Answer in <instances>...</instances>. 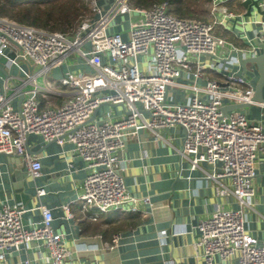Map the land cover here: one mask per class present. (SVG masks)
Listing matches in <instances>:
<instances>
[{"label": "built area", "instance_id": "built-area-1", "mask_svg": "<svg viewBox=\"0 0 264 264\" xmlns=\"http://www.w3.org/2000/svg\"><path fill=\"white\" fill-rule=\"evenodd\" d=\"M225 1L211 0L209 17L200 20L175 16L166 0L149 7L136 6L131 0H85L88 13L67 32L0 16V67L6 72L0 88V156L20 157L34 180L41 177L42 162L27 151L28 136L69 144L84 162L85 176L76 200L91 219L110 211L142 213L149 198H138L126 189L118 153L129 134L148 129L163 139L161 130L178 125L183 131L178 149L181 162L190 170L203 171L206 179L215 182L217 195L233 197L238 205H217L199 222L195 245L202 249V264L227 260L264 264V239L246 228L244 211L247 199L256 193L264 126L239 109L223 112L226 105L247 104L258 106L264 116V100H253L247 70L241 73L227 66L223 81L204 73L211 67L205 58L219 61L221 48L227 53L237 49L215 32L218 26L228 29L227 23L237 17ZM21 61L32 65L31 70L22 67ZM57 67L61 74L55 82L72 93L59 106L45 101L41 107L40 96L53 93L48 73ZM16 75L21 85L8 94V81ZM40 75L42 86L37 83ZM27 84L31 88L23 93ZM17 93H23L19 107L13 103ZM35 189L33 209L40 212L36 221L26 225L27 209L18 203L0 205V261L12 250L34 245L39 264H65L72 254L70 246L64 233L53 226L52 210L42 201L45 190ZM61 208L64 219L73 217L70 203ZM120 238L113 235V247Z\"/></svg>", "mask_w": 264, "mask_h": 264}, {"label": "crops", "instance_id": "crops-1", "mask_svg": "<svg viewBox=\"0 0 264 264\" xmlns=\"http://www.w3.org/2000/svg\"><path fill=\"white\" fill-rule=\"evenodd\" d=\"M98 1L104 3V0ZM243 1H225L228 10L237 17L227 23L228 29L218 26L215 32L230 45L240 49L243 58H249L254 52L255 55L262 52L259 42H264V39L259 32L261 22H264V0H257L258 7L252 3L247 7ZM232 51L227 53L225 48H221L218 51L219 61L205 58L211 65L204 69L206 77L223 81L229 70L227 66L239 68L243 73L236 54L230 59ZM21 63L22 67L31 70L32 65L24 61ZM83 67L89 70L87 66ZM253 67L249 63L246 70L255 87L259 76ZM60 74V68H53L48 73L52 77L49 80L55 82L54 78ZM4 78L5 74L0 71V88ZM19 85L21 81L16 75L8 81V94H12ZM30 88V84L23 86V93ZM51 90L53 93H48L46 98L40 96L41 107L46 105L45 101L59 106L72 93L69 88L60 85ZM23 93L15 95V106ZM262 96L264 98V87ZM111 108L114 112L120 111L119 108ZM239 110L249 119L261 120L264 126V116L258 106L248 105ZM160 134L163 139L154 137L148 129L129 134L126 146L118 153L126 189L138 198H149L150 204L143 207L142 213L110 211L99 213L95 220L91 219L80 201L76 200L85 176L84 162L72 153L69 144L61 146L54 142H44L36 134L28 136L26 149L40 158L41 177L31 179L23 162L21 168L16 163H9L7 157L0 156V205L8 202L25 207L27 211L23 214V221L27 225L29 221H36L40 217L39 210L33 209L36 200L34 195L35 186L43 187L45 194L42 201L52 210L53 226L64 233L72 252L65 264H176L180 261L202 264V249L195 245L199 222L217 205H238L233 197L217 195L215 182L206 179L203 171L190 170L186 162H181L178 149L183 131L178 125L161 130ZM203 169L208 170V167L203 166ZM263 171L264 155H261L256 168V193L247 199L244 208L245 226L259 239H264ZM64 203H70L73 214L71 219L63 218L61 206ZM115 234H120L121 238L113 247L112 238ZM26 260H29V264H39L34 245L27 250H12L0 264H26ZM233 263V260L217 262Z\"/></svg>", "mask_w": 264, "mask_h": 264}, {"label": "trees", "instance_id": "trees-1", "mask_svg": "<svg viewBox=\"0 0 264 264\" xmlns=\"http://www.w3.org/2000/svg\"><path fill=\"white\" fill-rule=\"evenodd\" d=\"M131 1L136 6L149 7L161 0ZM166 1L169 2L170 11L175 16L200 19L192 17L197 9V0ZM202 1L207 2L210 7L211 0ZM84 9L88 11V6L83 0H0V16H7L21 24L50 31L67 32L68 28L76 27L84 15Z\"/></svg>", "mask_w": 264, "mask_h": 264}, {"label": "water", "instance_id": "water-1", "mask_svg": "<svg viewBox=\"0 0 264 264\" xmlns=\"http://www.w3.org/2000/svg\"><path fill=\"white\" fill-rule=\"evenodd\" d=\"M251 3L255 7H258L257 0H245V1H243V4L247 7H248V4L251 5ZM259 47H261L262 52L257 54V55H254L252 57H249V58H243L242 57V51L240 49H236L230 53V59L232 56H234L236 54L237 61L239 62L241 68L244 71H246V68H247V66H249V63H250L252 66H254L253 67L254 70L258 73L259 78H258V81H257L255 87H254V94H253V100H255V101H263L264 100V98L262 96V91H263V87H264V42H262V43L259 42ZM13 69H14L13 66H11L9 72L12 73ZM0 71L4 74L6 73L1 67H0ZM22 96L23 95H21L18 104L20 103ZM108 106H111V105H108ZM247 106H248L247 104L226 105L223 107V112L227 113V111H231L233 109H242V108L247 107ZM18 107H19V105H18ZM96 112H97V110L93 114L92 118H94ZM27 151L29 153H31V151H29L28 148H27ZM7 161L9 163H11V162L16 163L21 168L23 167L22 166L23 164H22L20 157L9 156V157H7ZM21 176L24 177V175H21Z\"/></svg>", "mask_w": 264, "mask_h": 264}, {"label": "rangeland", "instance_id": "rangeland-1", "mask_svg": "<svg viewBox=\"0 0 264 264\" xmlns=\"http://www.w3.org/2000/svg\"><path fill=\"white\" fill-rule=\"evenodd\" d=\"M196 3H197V9L195 10L196 12H195V15H193L192 17H195V18H200V19H207L208 18V16H209V13H208V10H209V4L207 3V2H203L202 0H197L196 1ZM207 11V12H206ZM83 13L84 14H87L88 13V11H87V9H84L83 10ZM7 17V16H6ZM118 19H119V21H121L122 20V17H118ZM126 27H127V24H126ZM73 28H68L67 30L68 31H70V30H72ZM126 32H123V36L124 37H126ZM8 54L11 56V57H13V52L12 51H9L8 52ZM47 79H49V77H47ZM50 82H51V84H52V88H53V90H55V89H57L58 88V85H57V83L56 82H54V81H51L50 80ZM37 83L39 84V85H44V81H43V76L42 75H40V76H38L37 77ZM173 100H175V98L173 97ZM111 107H107V109H110ZM116 108H119L120 109V107H116ZM103 110H106V108L104 109V107H103ZM121 110V109H120Z\"/></svg>", "mask_w": 264, "mask_h": 264}]
</instances>
